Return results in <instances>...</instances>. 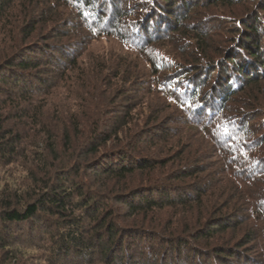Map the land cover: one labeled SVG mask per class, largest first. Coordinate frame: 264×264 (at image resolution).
Wrapping results in <instances>:
<instances>
[{
	"label": "trees",
	"instance_id": "trees-1",
	"mask_svg": "<svg viewBox=\"0 0 264 264\" xmlns=\"http://www.w3.org/2000/svg\"><path fill=\"white\" fill-rule=\"evenodd\" d=\"M21 18L16 33L10 20ZM66 21L73 23H67L70 30L82 34L78 48L62 38L68 36ZM0 26L14 50L10 57H0V110L9 107L12 118L33 124L36 137H56L44 123L43 103L28 114L16 101H41L57 89L65 92L71 84L66 77L75 73L82 79L79 61L93 59L90 51L103 41L114 44L116 52L111 64L94 63L91 81L100 77L102 66L109 67L102 82L116 81L121 91L134 92L148 107L146 97H154L161 106L157 113L164 114L160 124L157 116L150 117L153 127L134 137L151 147L179 137H185L187 149L197 146L192 163L176 177L116 197L127 211L120 218L166 210L187 217L208 208L207 197L222 194L231 205L201 234L189 233L178 220L175 228L132 235L136 227L118 225L104 205L108 200L93 195L81 181L74 183L82 169L77 163L61 171L54 187L36 186L32 202H19V196L14 205L2 202L0 234H7V242L43 245L48 264H95L93 254L98 264H264V0H0ZM53 50L62 52L57 57L66 63L47 78L57 67L42 56ZM75 90L70 86L65 98ZM132 102L125 97L107 112L112 116L103 127L96 123L92 132L100 143L89 147L86 157L131 125L136 116ZM5 122L0 116V166L17 157L22 137L15 127L6 129ZM61 137L63 145L68 142L66 127ZM141 144L109 148L87 170L115 181L153 172L155 160L144 157ZM45 150L55 162L59 159L52 143ZM57 215L50 228L55 232L47 238L52 226L43 220ZM244 224L234 243L211 245L217 235Z\"/></svg>",
	"mask_w": 264,
	"mask_h": 264
},
{
	"label": "rangeland",
	"instance_id": "rangeland-1",
	"mask_svg": "<svg viewBox=\"0 0 264 264\" xmlns=\"http://www.w3.org/2000/svg\"><path fill=\"white\" fill-rule=\"evenodd\" d=\"M10 21L13 23L12 27L14 28V32L17 33V28H21L22 26V18L20 20L11 19ZM65 23L66 25H69L68 27L64 26V34L66 33L68 36L62 38H67L66 41L76 43L77 45H74L78 48L83 41L82 34L78 29H76V31L69 29L70 25L73 24L72 22L66 21ZM38 29L41 31L40 27ZM33 35L37 37L38 32ZM62 41L64 40H60L61 43H63ZM12 43H10V38L4 37L0 34V57L4 56L8 58L11 56L14 52ZM102 43L103 41L101 44L95 45V47H93L90 51H93V53H91L93 59L90 58L89 60V57L85 56L79 61L80 69H84V73L81 75L83 76L82 79H80L75 73L66 77V81L71 83L69 84V87L73 86V88L76 89L67 99L65 98V94L69 87L65 92L63 91L64 89H57L49 95L46 94L47 96L45 95L40 98L41 101H35V99L27 103H22V101L19 102L18 100L16 101L18 102L20 108L25 110L28 114L32 113L31 107H41L40 103H43L42 113L46 117L44 120L45 122H43L50 126L52 129L51 133L56 137H51V140L44 137H36V132L33 130V124H30L27 120L12 118L13 110L11 111V108H1L0 116L3 119H7V122H5L6 129L15 127L13 129L19 130L22 137L18 147L19 154L17 157L8 165L4 166L2 165V162L0 166V210L3 209L2 202L4 200H7L11 203V205H14L16 204L15 199L18 196L21 198V201L19 202H32V195H34L33 191L36 186L38 188H42L47 184L54 187V184L60 181L58 177L62 175V170H66L65 168H69L72 165L79 163V166L82 169L79 176L74 179V183L81 181L87 190H92V193H94L93 195L97 196L98 194L101 195L100 197L108 200V202H105L104 205L109 211H113V213H115V215H113V219L118 225L121 222L126 223L129 227H136V229L132 228V230H130L133 233L129 231L132 235H136L134 233L137 230L142 231L143 229H155V227L162 229L166 228L167 225H170L169 228H175L176 224L178 225V220L182 222L180 225H187L186 228L189 230V233H203L207 228L208 222L213 219H217L222 214L230 211L229 209L231 205H229L230 203H225L227 199L225 194H222L221 197L219 196L218 198L214 197L216 199L207 197L206 200H209L211 203H208V208H203L202 211H194V213H192L193 211L189 212L190 216L187 217L185 215L183 216L182 212L176 215L172 210H166L162 213H149L146 217H143L142 215L128 217L125 219L119 217V215L126 214L127 211L124 204H117L115 201L116 197H122V193L130 189L139 188L140 186H143V188L149 187V185H145L152 184L155 180L176 177L179 172L185 170L188 164L192 163L190 157L193 158L192 153L195 151L197 146H194L189 150L184 145L185 137H179L168 139L164 142V144H155V146L151 147L147 145V143L144 144L139 137H134L143 134L147 127H153L152 125L155 124H151L153 121L148 124L150 117L153 118L157 116L158 121H156V124H160L164 114L159 115L160 113H157L158 111L161 112V106H159V103L154 97H146L149 100L148 107L141 104L142 101L145 102L146 100L137 97L134 92L126 95L125 90L121 91L119 88L120 84L116 81L109 80L111 84L102 82V76L104 73H109V67L107 68L102 66L100 77L91 81L92 78L95 77L92 71V69H94V63L99 62L101 65H106L105 63L109 62L111 64L113 61L111 57H113L116 52V49L113 47L115 46L114 44L103 45ZM53 51V54H43L42 56L44 60L53 63V67H57V70H52L51 73L47 70L49 74L47 75V78H52L51 74L59 73V69H61L66 63L65 60H60L61 57H57L58 53L63 54L62 52ZM33 56L39 58L37 54ZM56 76L54 79H57ZM31 91H33V88ZM259 96L261 99V95ZM125 97H130L133 101L132 103L135 107L133 112H135L136 115L133 117L134 121L131 122V125L128 128L121 130L117 137H112L106 145H99L100 147H97L98 150L96 154H91L86 157L85 155L87 154V151H89V147H94L98 142L100 143V139L97 140L95 139L97 137H94L96 133L92 132L93 127L96 123L97 126L103 127L106 119L111 118L112 116V113L107 114V112H111ZM3 100L4 99L1 96L0 103ZM82 111L86 113L85 116L80 115ZM65 127L68 131V137H66L68 142H64L65 144L63 145L61 136ZM137 141L142 143L141 145L144 157L154 158L156 170L153 172H138L129 176L124 181H115L107 180L106 177H98L87 170L88 167L90 168L94 167V165L96 166V160L101 157V155L105 154V151L109 148H117L124 144L132 145ZM49 143L55 145V151L57 150L58 152L59 159L56 162L55 160H52L51 155L47 153L48 148L45 150L46 145ZM66 174L71 175L68 170ZM99 200L103 201L101 199ZM125 200L127 199L124 198V201ZM211 200L215 204H212L213 202ZM218 200H221V202L223 201L225 204H220ZM234 205H236V203H234ZM39 218L41 219L43 217L39 216ZM58 218H60V216L57 215L55 218L53 216L48 220H43L45 224L46 221H48V225L52 226L47 229L49 232L45 235V237L47 236V238H51L53 236L55 231L50 228H53L55 224L54 222H56L53 220H57ZM86 224L87 223H84L83 226ZM244 226H246V224L242 227L239 225V227L233 228L234 230H231V232H228L227 234L217 235L215 240L210 242L211 245L214 246L216 244H220L221 242L234 243L240 237L241 231L246 229ZM6 235L7 234L5 233L0 234V264L50 263L49 261L44 262L43 260L42 253L43 251L46 252L43 245H37L39 243L36 245H29L23 243L22 241H19L18 244L14 241L7 242ZM93 256V259L97 260L95 264H98L99 258L97 254H93ZM71 263L72 262L70 261L69 264ZM55 264H61V262L57 261ZM99 264L102 263L99 262Z\"/></svg>",
	"mask_w": 264,
	"mask_h": 264
},
{
	"label": "snow or ice",
	"instance_id": "snow-or-ice-1",
	"mask_svg": "<svg viewBox=\"0 0 264 264\" xmlns=\"http://www.w3.org/2000/svg\"><path fill=\"white\" fill-rule=\"evenodd\" d=\"M89 15L88 13L85 14V16Z\"/></svg>",
	"mask_w": 264,
	"mask_h": 264
}]
</instances>
